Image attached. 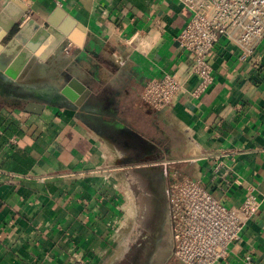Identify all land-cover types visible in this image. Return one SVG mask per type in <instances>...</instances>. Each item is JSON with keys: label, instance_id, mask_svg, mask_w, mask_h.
Segmentation results:
<instances>
[{"label": "crops", "instance_id": "0c3cea01", "mask_svg": "<svg viewBox=\"0 0 264 264\" xmlns=\"http://www.w3.org/2000/svg\"><path fill=\"white\" fill-rule=\"evenodd\" d=\"M24 14L39 29L0 87V264H121L150 166L227 208L249 187L258 209L216 264H264V38L257 64L221 38L214 82L192 99L177 0H0V30ZM166 74L183 89L157 111L140 94ZM29 102L42 112L25 113Z\"/></svg>", "mask_w": 264, "mask_h": 264}, {"label": "built area", "instance_id": "2783aa9c", "mask_svg": "<svg viewBox=\"0 0 264 264\" xmlns=\"http://www.w3.org/2000/svg\"><path fill=\"white\" fill-rule=\"evenodd\" d=\"M177 1L189 12L176 41L193 61L192 74L197 82L189 93L192 99L200 98L214 82L209 54L221 38L237 49L241 63H258L254 53L264 38V0ZM28 18L24 14L18 26ZM182 89L181 82L166 74L147 81L140 98L159 111L170 106ZM163 173L167 177L164 194L172 260L177 264H216L224 260L229 246L239 240L245 222L257 211V197L246 187L240 206L227 208L198 181L166 170ZM234 183L239 184L237 180ZM244 264H251L249 255Z\"/></svg>", "mask_w": 264, "mask_h": 264}, {"label": "flooded vegetation", "instance_id": "af4514ba", "mask_svg": "<svg viewBox=\"0 0 264 264\" xmlns=\"http://www.w3.org/2000/svg\"><path fill=\"white\" fill-rule=\"evenodd\" d=\"M140 173L138 187L142 193L135 216L136 237L130 258L137 259V264H161L171 248L167 203L163 194L165 181L160 170H140Z\"/></svg>", "mask_w": 264, "mask_h": 264}, {"label": "water", "instance_id": "95a60500", "mask_svg": "<svg viewBox=\"0 0 264 264\" xmlns=\"http://www.w3.org/2000/svg\"><path fill=\"white\" fill-rule=\"evenodd\" d=\"M20 16L4 26L0 30V87H6L8 80L5 77H13V69L17 65H25L30 56L27 43L33 38L39 24L30 19L22 26H18ZM44 106L39 103L29 102L24 107L25 113L39 115ZM148 169L161 170L160 167L150 166Z\"/></svg>", "mask_w": 264, "mask_h": 264}, {"label": "rangeland", "instance_id": "374dc122", "mask_svg": "<svg viewBox=\"0 0 264 264\" xmlns=\"http://www.w3.org/2000/svg\"><path fill=\"white\" fill-rule=\"evenodd\" d=\"M165 189V188H164ZM163 194H164V192H163ZM165 195V194H164ZM134 237H136V235H135V233L133 234V235H131L130 236V243H131V245L129 246L130 247V249L132 248L133 249V247H132V243L134 242ZM165 244V243H164ZM166 245V244H165ZM164 249V248H163ZM166 249V248H165ZM171 249V248H170ZM169 249V252L165 255V257L163 258V261L161 262V264H168V263H170L171 261H172V258H171V250ZM133 251V250H132ZM132 254V252H130V250H129V252L128 253H126L124 256H123V260H122V263L121 264H137V259H131L130 258V255ZM169 261H168V260ZM133 260V261H132ZM116 264V263H115ZM120 264V263H119ZM151 264H155V263H151Z\"/></svg>", "mask_w": 264, "mask_h": 264}]
</instances>
